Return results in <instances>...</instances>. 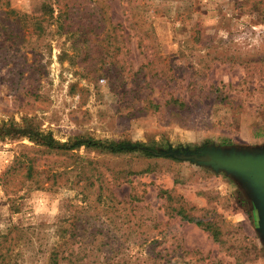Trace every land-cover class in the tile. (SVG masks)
Segmentation results:
<instances>
[{"label":"rangeland","instance_id":"obj_1","mask_svg":"<svg viewBox=\"0 0 264 264\" xmlns=\"http://www.w3.org/2000/svg\"><path fill=\"white\" fill-rule=\"evenodd\" d=\"M203 149L264 151V0H0V264H264L253 185L171 155Z\"/></svg>","mask_w":264,"mask_h":264},{"label":"water","instance_id":"obj_2","mask_svg":"<svg viewBox=\"0 0 264 264\" xmlns=\"http://www.w3.org/2000/svg\"><path fill=\"white\" fill-rule=\"evenodd\" d=\"M171 155L211 165L216 169L246 178L253 185L260 203L261 231L264 234V151L259 153H224L221 150L203 149L194 154L173 152Z\"/></svg>","mask_w":264,"mask_h":264},{"label":"trees","instance_id":"obj_3","mask_svg":"<svg viewBox=\"0 0 264 264\" xmlns=\"http://www.w3.org/2000/svg\"><path fill=\"white\" fill-rule=\"evenodd\" d=\"M153 108H157V106H153ZM1 133L3 135H15L17 137H27L32 140L37 147L43 148L49 152H68L72 151L75 148L84 146L86 148H96L107 151L112 154H121V153H141L145 156L152 157L157 156L154 149H150L147 146L139 143H130V142H117V143H109L103 140H94L91 138H80L75 142H67L60 144L55 141L50 134L38 133L34 130L27 131L21 128H14L13 126L8 127L6 130H2ZM32 170V166H30L29 171ZM177 214L181 217V219L186 220L189 223H195L197 226H202L203 223L199 220L194 219L193 217H188L183 213V210H178Z\"/></svg>","mask_w":264,"mask_h":264}]
</instances>
